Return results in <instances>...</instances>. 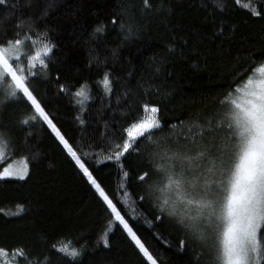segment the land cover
I'll use <instances>...</instances> for the list:
<instances>
[{
	"label": "trees",
	"instance_id": "16d2710c",
	"mask_svg": "<svg viewBox=\"0 0 264 264\" xmlns=\"http://www.w3.org/2000/svg\"><path fill=\"white\" fill-rule=\"evenodd\" d=\"M12 3L8 0L7 6H0V17ZM122 3L137 6V35L122 42L118 27L109 24L102 37L90 39L95 24L107 21ZM205 3L206 7L201 0H164L165 10L143 16L139 0H31L30 4L19 0L18 12L4 26L6 32L0 29V39L10 37L17 17L31 16L35 24L30 31L36 37V47L41 46L39 33H49L56 45L49 64L51 78H30L32 87L110 197L121 201L118 207L159 264H208V253L201 254L199 242L170 218L154 219L158 213L146 189L153 175L143 142L139 155L129 151L122 158L129 172L126 178L121 176V165L105 157L110 150L115 151L112 145L121 142L122 129L142 118L144 103L159 107L164 127L154 133L156 137L182 136L181 128L186 129L190 122H203L222 111L219 102L234 86L237 74L253 59L264 57V20L251 16L250 8L244 7L250 4L259 8L260 0ZM219 4L225 5L223 11ZM45 8L47 15L43 16ZM170 45L174 46L171 50ZM33 47L28 41L25 51ZM91 48L107 57L111 93H105L100 83L102 67L88 63ZM58 69L61 82L73 90L87 82L91 98L85 101L84 112L70 96L57 92L54 78ZM26 114L29 108L23 103L0 105V126L11 133L0 170L21 158H27L30 167L24 180L0 178V246L23 245L32 255V264H70L69 258L57 251L65 245L84 247L83 264H148L117 224L108 228L111 218L105 206L46 127L19 123ZM78 115L85 124L78 122ZM181 121L183 125L178 123ZM173 124L176 126L170 131ZM145 170L150 176L140 182L137 177ZM122 179L123 189L119 187ZM124 191L130 193L127 206L122 204ZM105 234L108 248L98 244ZM180 239L186 241L183 251L177 250Z\"/></svg>",
	"mask_w": 264,
	"mask_h": 264
},
{
	"label": "snow or ice",
	"instance_id": "6c2138e0",
	"mask_svg": "<svg viewBox=\"0 0 264 264\" xmlns=\"http://www.w3.org/2000/svg\"><path fill=\"white\" fill-rule=\"evenodd\" d=\"M201 2L206 7L205 0ZM239 2L236 0L237 4ZM212 3L215 4L216 0H212ZM260 4L259 8L250 4L244 7L250 8L251 16L264 20V0H260ZM7 5L8 0H0V6ZM217 7L223 11L225 5L219 4ZM18 10L19 0H13L6 14L0 17V29H4L8 19L16 15ZM162 10H165L164 0H156L155 8L153 0H139V12L143 16H151ZM136 11L135 3H122L120 9L107 21L95 24L90 39L102 37L111 24L123 34L122 42H127L140 30ZM41 15H47V8L42 10ZM34 24L31 16H18L13 22V35L0 39V88L3 89L0 105L9 101L25 104L29 114L19 123L30 125V122H35L46 127L59 146H62V151L74 162L81 179L105 206L111 218L108 228L111 230L113 224H117L148 264H159L126 218L127 214L122 212V207H118L121 201H114L110 197L74 143L35 93L30 78H51L49 64L56 45L51 41L49 33L44 31L39 33L41 46L36 47V37L30 31ZM217 31L223 35L220 29ZM28 41L34 47L25 51ZM172 47L170 45L169 50ZM112 55H116L115 50ZM88 63L102 67L100 83L105 93H111L112 73L107 66V57L102 58L96 48H91ZM61 79L58 69L54 78L57 92L70 96L73 103L79 104L80 111L84 112V103L91 98L86 89L87 82H81L73 90ZM232 83L234 86L219 102L222 111L203 122L199 119L190 122L186 129L181 128L182 136L156 137L154 133L164 127L158 115L159 107L144 103L142 118L130 122L122 129L121 142L112 145L115 151L110 150L105 158L120 164L121 176L126 178L129 172L125 170L122 158L129 151L139 155V145L143 142L153 175L146 189L151 198V206L158 213L154 219L159 221L170 218L184 233L198 241L201 254L205 251L208 253V264H264V57L253 59ZM76 119L81 125L85 124L79 115ZM178 123L183 125L182 121ZM175 126L169 125L170 131ZM10 137V130L0 126V158L6 155ZM38 155V152L35 153L34 158ZM29 174L27 158L9 162L0 170V178L24 180ZM149 176V170H145L139 173L137 179L144 182ZM119 187L125 188L123 179ZM129 195V191H124V206L128 204ZM139 199L143 201L144 196L140 195ZM98 244L104 248L109 247L107 234L100 237ZM185 244L186 241L180 239L177 250L183 251ZM52 247L56 248V245ZM57 251L69 258L70 264H83V246L77 248L65 245ZM22 261L32 264V255L23 245L11 248L0 246V264H21Z\"/></svg>",
	"mask_w": 264,
	"mask_h": 264
},
{
	"label": "rangeland",
	"instance_id": "374dc122",
	"mask_svg": "<svg viewBox=\"0 0 264 264\" xmlns=\"http://www.w3.org/2000/svg\"><path fill=\"white\" fill-rule=\"evenodd\" d=\"M0 93H3V89L2 88H0ZM2 158H0V160H1ZM22 159V158H21ZM21 159H18V160H16V162H19ZM4 178H15V177H4Z\"/></svg>",
	"mask_w": 264,
	"mask_h": 264
}]
</instances>
